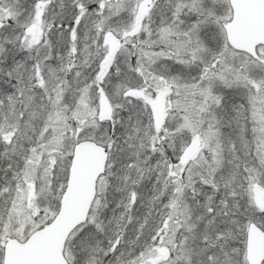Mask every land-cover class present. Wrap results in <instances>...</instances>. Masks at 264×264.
I'll return each instance as SVG.
<instances>
[{
	"label": "snow or ice",
	"instance_id": "snow-or-ice-1",
	"mask_svg": "<svg viewBox=\"0 0 264 264\" xmlns=\"http://www.w3.org/2000/svg\"><path fill=\"white\" fill-rule=\"evenodd\" d=\"M0 264H264V0H0Z\"/></svg>",
	"mask_w": 264,
	"mask_h": 264
}]
</instances>
